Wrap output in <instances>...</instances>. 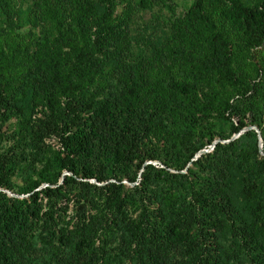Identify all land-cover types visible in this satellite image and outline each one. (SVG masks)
I'll return each instance as SVG.
<instances>
[{
    "label": "rangeland",
    "instance_id": "374dc122",
    "mask_svg": "<svg viewBox=\"0 0 264 264\" xmlns=\"http://www.w3.org/2000/svg\"><path fill=\"white\" fill-rule=\"evenodd\" d=\"M234 1L246 9L247 15L254 13H250V9L258 2ZM38 2L35 15L41 32L39 39L37 35L32 36L36 41L35 59L38 62L58 58L60 61H74L77 56L74 47L79 46L74 31L77 25H84L86 39L93 42V51L101 59L100 66L92 72L93 91H110L128 98L136 108V118L144 123L139 147L142 150L157 149L158 158L143 160L142 165L151 163L162 167V163L172 159V152L186 156L190 149L187 144L174 148L172 139L188 121L191 122L192 139L197 137L202 143L191 159H195L197 152H211L217 142L227 143L236 138L248 127L256 132L255 157H264L258 129L248 123L250 113L258 109L264 111V35L259 44L248 42L245 36L247 24L227 19L230 0H201L202 12L208 22H201L189 14L194 0ZM19 8L22 13L31 10L29 2ZM260 10L259 17L264 19V8ZM7 24L14 27L17 22L0 18V60L6 51L3 29ZM68 28L73 29L72 35L65 31ZM45 34L46 38L42 39ZM220 41L231 51L228 77H235L244 88L239 102L240 120L237 116L222 117L219 112L208 115L199 112L206 106V101H215L227 86L220 73L211 69L205 59L209 48ZM46 49L49 55H44ZM38 80L31 71H24L26 87L13 93L15 108L9 118L0 123V152L12 159L0 173V193L22 198L31 196L34 190L37 192V196L29 201L30 206L35 207L28 220L29 227L16 233L15 241L0 245V264H61L59 259L72 256L75 249L64 246L66 254L62 255L60 251L55 254L49 243L62 227L73 225L78 212H83L84 224L95 230L91 236L92 247L83 248L81 255H92L93 259L99 257L96 264H162V261L164 264H182L187 247L179 238H171L168 229L173 220L183 217L189 206L198 204L191 201L192 192L188 186H181L177 178L169 174L185 173L190 162L178 171L171 166L165 167L160 180L148 182L136 191L128 190L111 201L115 191L100 188L106 181L97 182L95 176L88 179L73 177L72 171L79 168L67 157L62 140L54 134L41 133L46 118L53 117L68 101L66 94L56 86H43ZM5 93L0 88V97ZM235 126L240 129L232 132ZM24 131L25 139L20 141ZM16 142L20 143L22 151L14 148ZM15 151L22 160L17 162ZM140 171L141 168L136 179ZM64 176L97 186L96 189L83 190L92 197V202L82 207V203L76 202L71 194L72 199L68 200L66 207L58 210L57 204L53 208L51 189L60 185ZM121 182L129 187L135 184V181L124 179ZM241 187V183L236 184L234 195L241 194ZM75 189L79 191V188ZM248 205L253 207L251 203ZM208 206L202 208L203 214L213 222L216 220V233L224 236L227 230L223 222L227 216ZM240 208L244 216L250 217L253 213L256 220H260L264 211V207L263 210L254 207L252 213L246 212L247 205ZM189 236L187 241L195 242L196 233L192 229ZM191 247L199 252L205 251L196 242Z\"/></svg>",
    "mask_w": 264,
    "mask_h": 264
},
{
    "label": "trees",
    "instance_id": "16d2710c",
    "mask_svg": "<svg viewBox=\"0 0 264 264\" xmlns=\"http://www.w3.org/2000/svg\"><path fill=\"white\" fill-rule=\"evenodd\" d=\"M38 1L0 0V18L17 22L14 27L7 24V28L3 29L6 51L3 52L0 60V88L6 93L0 97V123L7 120L12 114V109L15 108L13 93L26 87L23 83L24 71H31L36 78L40 79L38 81L43 86H56L66 94L68 102L59 112L52 115L53 117L50 115L46 118L41 133L54 134L62 140L67 157L74 161L73 164L77 163L76 166L79 168L72 171L73 177L88 179L90 176H95L97 182L106 181L100 188L114 190L110 197L113 201L115 196H120L128 190L136 191L148 182L160 180L165 167L171 166L178 171L184 167L185 163L190 162V166L185 168V173L169 174L177 178L181 186H188L192 192L191 201L198 204L195 207L189 206L183 213V217L173 220L168 229L171 238L173 236L179 238L187 247L183 253L182 264H264V211L260 214V220L253 218L252 213L254 207H258L259 210H263L264 207V157L260 159L255 157L257 138L254 129L244 130L227 143L217 142L211 152L201 153L195 159H191L202 147V143L197 137L192 139L189 128L191 122L188 121L189 123H183L184 127L182 125L172 139L174 148L179 144H187L186 147L190 149L186 156L172 152V159H169L168 163H162V167H156L151 163L142 165L143 160L158 158L157 149L142 150L139 147L142 142L144 123L136 118V108L128 98H122V94L116 95L110 91H97V93L93 91L92 72L100 66L101 59H98L93 51L95 46L93 42L89 43V39H86L87 31L84 25H77L74 31L79 43V46L74 47L77 53L74 61L66 62L65 59L60 61L61 59L58 58L38 62L35 59L36 41L32 36L37 35L36 38L39 39L41 32L35 15ZM24 2H29L31 10L22 13L19 7ZM230 2L231 9L227 13V19L230 22L247 24L245 36L248 42L259 44L264 35V19H262L263 16L259 17L260 9L264 8V0H258L257 4L250 9V13L254 11L252 15L249 13L247 15L246 9H243L239 2L234 0ZM202 9L201 0H194L189 14L201 22H208ZM65 31L73 34L72 28ZM44 38L46 34L43 35L42 39ZM15 39L18 42H13ZM47 51L46 49L44 55H49ZM208 51L205 59L211 69L220 73L227 86L215 101L212 99L206 101V106L200 108L199 112L203 115L219 112L222 117L237 116L240 120L242 115L239 102L244 95V88L235 77H228L230 48L220 41L218 45L211 46ZM248 123L254 124L258 129L261 145L264 148V111L258 109L250 113ZM239 129L240 127H232V132ZM22 134L20 141L25 137V131ZM14 142L15 140L13 145ZM15 147L22 151L19 142H16ZM15 154L18 157L17 162L22 160V157L18 156V151H15ZM11 160L6 153L0 152V173ZM135 161L136 165H134ZM205 161L206 163H203ZM140 168L141 171L136 179ZM73 177L64 176L62 183L51 189L54 194V199H51L53 208L57 204L58 210L66 207L68 200L72 199L69 197L71 194L76 202L82 203V207L92 202V197L83 190L98 187L91 186L87 181H76ZM123 179L128 182L135 181V184L131 187L125 186L121 182ZM109 180L113 181L108 182ZM239 183L242 186L241 194L234 195L233 189ZM71 184L75 187L73 188ZM75 188H79V191ZM80 193L83 194L80 195ZM36 196L35 190L32 191L31 196L22 198L7 197L0 193V245L15 241V234L30 225L28 220L34 214L35 207L30 206L29 201ZM248 203H251L253 207ZM206 204H209V208L220 214L223 212L228 217L223 222V227L227 230L224 236L216 233V220L213 222L210 217L203 214L202 208H206ZM245 205H247L246 212L252 213L250 217L242 214L240 206ZM83 215V212H78L73 225L70 228L62 227V231L54 235L50 243L48 242L55 249V254L58 251L62 255L66 254L64 246L75 249L72 256L59 259L61 264H96L99 260V257L93 259L92 255L88 257L81 255L83 248L92 247L91 236L95 231L84 224ZM102 229L103 227L100 228ZM190 229L196 233L195 242L200 248H205L204 252L192 249L194 247L191 246L195 242L187 241L190 237ZM43 244L46 245V242ZM162 264H164L163 261Z\"/></svg>",
    "mask_w": 264,
    "mask_h": 264
},
{
    "label": "water",
    "instance_id": "95a60500",
    "mask_svg": "<svg viewBox=\"0 0 264 264\" xmlns=\"http://www.w3.org/2000/svg\"><path fill=\"white\" fill-rule=\"evenodd\" d=\"M249 129V127L247 128ZM238 135V134H237ZM200 154V152H197L196 155H195V158Z\"/></svg>",
    "mask_w": 264,
    "mask_h": 264
}]
</instances>
